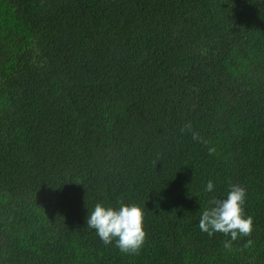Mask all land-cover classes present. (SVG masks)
<instances>
[{
  "label": "trees",
  "instance_id": "1",
  "mask_svg": "<svg viewBox=\"0 0 264 264\" xmlns=\"http://www.w3.org/2000/svg\"><path fill=\"white\" fill-rule=\"evenodd\" d=\"M231 184L226 248L198 224ZM97 203L144 210L137 252ZM0 264H264V0H0Z\"/></svg>",
  "mask_w": 264,
  "mask_h": 264
},
{
  "label": "clouds",
  "instance_id": "2",
  "mask_svg": "<svg viewBox=\"0 0 264 264\" xmlns=\"http://www.w3.org/2000/svg\"><path fill=\"white\" fill-rule=\"evenodd\" d=\"M215 183L209 180L203 187L206 193L215 191ZM246 190L231 184L223 199L213 198L199 214L198 227L209 236L222 233L228 239L224 246L231 248L234 241L249 237L254 231V221L244 211ZM144 210L135 204H121L118 208L97 203L86 217V224L94 229L103 243L115 245L125 253L137 252L144 244ZM251 244V241H249Z\"/></svg>",
  "mask_w": 264,
  "mask_h": 264
}]
</instances>
